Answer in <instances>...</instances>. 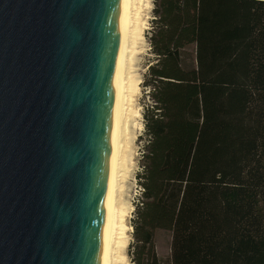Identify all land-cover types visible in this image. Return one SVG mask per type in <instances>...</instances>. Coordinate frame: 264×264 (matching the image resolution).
<instances>
[{
	"label": "trees",
	"instance_id": "trees-1",
	"mask_svg": "<svg viewBox=\"0 0 264 264\" xmlns=\"http://www.w3.org/2000/svg\"><path fill=\"white\" fill-rule=\"evenodd\" d=\"M133 264H264V0H153Z\"/></svg>",
	"mask_w": 264,
	"mask_h": 264
},
{
	"label": "water",
	"instance_id": "water-1",
	"mask_svg": "<svg viewBox=\"0 0 264 264\" xmlns=\"http://www.w3.org/2000/svg\"><path fill=\"white\" fill-rule=\"evenodd\" d=\"M125 0H0V264H104Z\"/></svg>",
	"mask_w": 264,
	"mask_h": 264
},
{
	"label": "bare ground",
	"instance_id": "bare-ground-1",
	"mask_svg": "<svg viewBox=\"0 0 264 264\" xmlns=\"http://www.w3.org/2000/svg\"><path fill=\"white\" fill-rule=\"evenodd\" d=\"M151 0H125L124 32L118 60V83L115 95V149L112 161L110 210L107 222V243L104 264H123V249L128 236L126 208L121 201L120 176L127 172L132 158L130 120L134 117L136 95L129 65L135 52V40L140 32L142 11L150 7ZM137 112V111H136Z\"/></svg>",
	"mask_w": 264,
	"mask_h": 264
},
{
	"label": "rangeland",
	"instance_id": "rangeland-1",
	"mask_svg": "<svg viewBox=\"0 0 264 264\" xmlns=\"http://www.w3.org/2000/svg\"><path fill=\"white\" fill-rule=\"evenodd\" d=\"M152 1L150 7L142 11L140 16V32L135 40V52L131 58L129 65L130 78L133 81V86L136 92L134 96L135 113L134 117L130 120L129 131L131 137V154L132 158L128 163L127 172H123L120 176V185L122 188L121 201L126 208V223L128 230V238L125 242L123 249V264H133L130 253L131 246L133 245V235L131 230V223L133 219L135 204L139 202V184L137 181V173L141 170V154L145 141L144 137V118L142 115L145 105L150 103L147 96V90L143 86V75L147 70V65L152 61L153 55L150 53V46L147 40V33L151 28L153 7ZM137 111V112H136ZM155 250L158 256L163 260V264H167L166 259L170 253V233L165 230H156L154 236Z\"/></svg>",
	"mask_w": 264,
	"mask_h": 264
},
{
	"label": "built area",
	"instance_id": "built-area-1",
	"mask_svg": "<svg viewBox=\"0 0 264 264\" xmlns=\"http://www.w3.org/2000/svg\"><path fill=\"white\" fill-rule=\"evenodd\" d=\"M139 190H140L139 195L141 197V193H142V187L141 186H139Z\"/></svg>",
	"mask_w": 264,
	"mask_h": 264
}]
</instances>
